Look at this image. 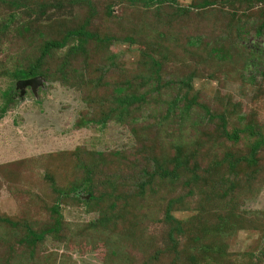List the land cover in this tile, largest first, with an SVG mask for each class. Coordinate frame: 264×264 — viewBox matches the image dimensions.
Returning <instances> with one entry per match:
<instances>
[{"label":"rangeland","instance_id":"obj_1","mask_svg":"<svg viewBox=\"0 0 264 264\" xmlns=\"http://www.w3.org/2000/svg\"><path fill=\"white\" fill-rule=\"evenodd\" d=\"M200 1L0 0V217L19 222L0 221V264H264V144L256 162L250 159L264 139V0H214L206 8ZM80 27L114 39H91L77 50L71 38L46 56L35 90L21 91L13 71L35 63L46 41ZM132 95L139 100H122ZM203 106L224 114L228 130L252 124L256 133L229 139ZM179 148L193 160L201 148L203 166L225 156L237 161L232 176L226 162L215 169L203 212L184 186L159 177ZM28 157L38 160L10 163ZM113 185L131 191L116 204L121 213L130 207L143 214L134 224L96 226L109 197L96 202ZM179 193L185 197L177 205L190 208L172 211L178 219L229 213L225 233L214 228L215 216L203 219L221 257L188 258L189 224L175 234L176 245L171 240L162 218L167 199ZM56 206L61 229L34 246L23 242L25 225L53 227Z\"/></svg>","mask_w":264,"mask_h":264},{"label":"trees","instance_id":"obj_2","mask_svg":"<svg viewBox=\"0 0 264 264\" xmlns=\"http://www.w3.org/2000/svg\"><path fill=\"white\" fill-rule=\"evenodd\" d=\"M131 1H137V2H143L145 5L149 6L151 4H164V3H176L177 0H131ZM214 0H202L199 3V7L206 8L209 5L214 4ZM16 18V14L14 13L13 15ZM13 20V19H11ZM11 20L6 21L4 24H2V28H7L9 27V24ZM0 33H1V28H0ZM71 38H77L78 39V44L74 47L75 49H82L83 44L86 43L87 41L94 39L99 41L100 43H108L114 39V36H101L97 32H92L90 30H87L85 27H80V28H75V29H70L67 31L65 36L62 39H56V40H48L44 43L42 50H41V55L37 58L35 63H32L28 68H19L15 69L13 71V76L16 79H27V78H32L35 76H39L40 73H43L42 70V65L44 62V59L46 56L56 48H63L67 45L68 41ZM130 40H133L132 37H129ZM152 62L156 65V73L157 77L160 79L162 78V73H161V64L159 61L155 60L152 58ZM249 65V63H247ZM5 96L7 98V104H10V102L13 100V91L9 89L6 93ZM123 101L131 104L139 100L138 96L132 95L129 97H126L125 99H122ZM187 103L185 104V107H190L192 104V100L186 99ZM178 102V99H174L173 103L168 107L169 109L174 106ZM205 109V112L207 115H209L211 118L212 117H218L221 120V130L222 133L227 136L229 139L238 141L241 138V133H248L251 135H254L256 133V127L252 124L246 125L244 128H235L232 131L228 130L227 128V119L224 114H218L214 115L211 113L210 109L207 106H203ZM8 106H4L2 108V112L5 113L7 110ZM2 116V115H1ZM0 116V117H1ZM107 118L104 117L102 119H98V121L104 123L106 122ZM83 124L87 123V120L82 121ZM264 144V139H258L254 145L252 146V149L250 151V159L252 162H256V156L258 153V150L261 148V146ZM52 155L57 154V153H50ZM194 160L192 157L189 155H185L184 152L182 151L181 148H179L178 153L174 156L173 158V164L171 165L170 168H160L158 170L159 172V177L161 180L165 182H172L175 184H172L174 186H184V188L188 192V197H194L197 198V202L199 206L196 208L199 209L200 212H203L205 209V205L208 202L209 197L211 196V191L212 188L210 186L211 182H213V173L215 169L219 166H223L224 162H226V166H228L230 172H228V176H232L234 173H236V168H237V161L235 162L233 159V156H225L222 157L221 159H217L216 165L211 166V164H206L203 166V150L199 148L195 153ZM99 156H101V153H98ZM38 159L28 157V158H22L19 159V162H10L12 163H20L23 161L31 162V161H36ZM240 163V162H238ZM10 164V165H11ZM212 170V171H211ZM184 173H187L184 175ZM232 174V175H231ZM184 175V177H182ZM225 178V177H224ZM224 178L220 180V182H224ZM143 183V182H142ZM257 188V187H256ZM76 187H73L70 190L72 192L75 190ZM138 194L139 196H142L144 194V183L143 185L138 189ZM60 192L62 194L66 193L65 189H61ZM114 192H117L119 195L123 196L120 200V198H115L112 195H114ZM125 195H123V194ZM117 195V197L119 196ZM105 196L109 197V204L107 205V212L103 213L98 217L97 223L92 222L93 224L96 223V226L99 224L103 226V223H111L113 228L116 227L117 224L119 223H124L125 221L129 220L131 224L135 223V220L133 219L135 216L138 217V215H142L141 213L138 212L136 209H132L130 207H124V211L126 213H121L122 211L117 209L116 204H121L124 205L131 197V191L130 190H125L120 187H116V185H113L110 188V191L104 192V194L100 195L98 198V201L96 204H100ZM96 197L94 194H91L90 200H93V198ZM113 197V200H112ZM185 196L182 193H179L178 195H173L172 197H169L167 199V202L165 204L164 208V215H163V220L168 222L171 225V231H170V238L173 241V243L176 245V238L175 234L177 235H182L184 232V225L189 224L191 226V231L188 233L189 235L187 236V241L185 243H190L191 244V252H189V259H195L199 255L202 254H212L215 256L222 255V250H221V245L219 244H214L213 238L210 235V232L207 234L206 227H210V223H204V217L208 219L209 217H216L215 221L213 223L214 228H219L221 227L224 230V233L226 230L231 227L230 223L227 222V218H229V213H225L221 211V217L218 218V210L210 211L206 215L202 216H197L194 217L193 219L190 218L188 220H183V219H178L176 218L173 214L172 211L175 209H188L190 206L188 205H177L180 201ZM97 198V197H96ZM132 198V197H131ZM90 200H86L87 203L90 202ZM125 201V203L123 202ZM187 201V200H186ZM186 201H184L186 203ZM59 207L56 206L53 210L57 214V218L55 220V224L53 227L50 228H45L40 231L34 230L30 225H25L27 229V235L22 239L23 242H26L29 246H34L37 244L39 241L43 240L46 236L47 233L49 232H56L61 229L62 225V213ZM264 211V210H263ZM262 211V213H263ZM108 214V216L106 215ZM264 215V213H263ZM210 220V219H209ZM226 220V221H225ZM0 221H4L5 223L9 224L11 227L15 228L16 226L19 225V222L14 221L10 219L9 217H0ZM137 221V218H136ZM255 221L258 222V218H255ZM130 225V227L134 225ZM260 224L257 223V225ZM239 227H245L243 225H240ZM124 233V232H123ZM184 236V235H183ZM133 239V238H132ZM133 243L136 244L137 241L133 239ZM158 250L155 253V256L153 258L157 257ZM174 259V258H173ZM143 264H146L144 262ZM174 264V262H172Z\"/></svg>","mask_w":264,"mask_h":264},{"label":"water","instance_id":"obj_3","mask_svg":"<svg viewBox=\"0 0 264 264\" xmlns=\"http://www.w3.org/2000/svg\"><path fill=\"white\" fill-rule=\"evenodd\" d=\"M41 83V76H35V77H32V78H27V79H19L17 81V87L22 90L23 87L29 85L30 87H32L33 90H35V88L37 87L38 84Z\"/></svg>","mask_w":264,"mask_h":264}]
</instances>
